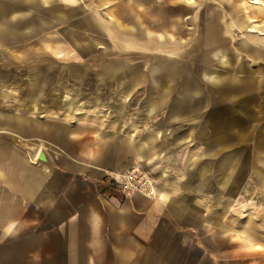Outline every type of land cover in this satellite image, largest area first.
Wrapping results in <instances>:
<instances>
[{
	"label": "crops",
	"instance_id": "0c3cea01",
	"mask_svg": "<svg viewBox=\"0 0 264 264\" xmlns=\"http://www.w3.org/2000/svg\"><path fill=\"white\" fill-rule=\"evenodd\" d=\"M211 1L0 0V264H264V134L229 117L251 79ZM215 1L262 59L264 0ZM135 162L154 196L107 185Z\"/></svg>",
	"mask_w": 264,
	"mask_h": 264
},
{
	"label": "rangeland",
	"instance_id": "374dc122",
	"mask_svg": "<svg viewBox=\"0 0 264 264\" xmlns=\"http://www.w3.org/2000/svg\"><path fill=\"white\" fill-rule=\"evenodd\" d=\"M232 2V0H231ZM235 2V0H234ZM211 5V9L209 11L206 12V18L205 21H211L212 19L214 20V16H217V18L219 19L220 23L223 24V30L225 31H229L227 33L228 35V45H226L227 48V53L230 56L229 57V65L230 66H235V67H239L240 65H248L247 66V77L250 78L251 80H247L245 83L243 82V80L241 79V75L240 73L239 76V80L241 82L240 86V91L242 92V96L239 97V102L237 107L235 106V109L240 110H245L244 114L242 116L241 113H238L239 111L237 110V112H235L234 114L229 115V117L233 120H235L234 124H236L239 128H251L254 125H260V132L261 134H264V119H261L260 121H255L253 119H245L248 116V114L251 117V112H250V107L247 108V105H245L246 107H244L243 102L244 100L248 101L253 105H257L259 103L264 102V57L259 58V57H245L244 59L242 58H238L237 56L240 53V42L241 39L243 38L244 32L246 31V29L244 27H240L239 25H237L236 23L233 22V20L231 19V16L229 14V12L231 11V8H227V6L232 5L229 2H226L225 7H221L217 4V2L215 0H212L210 2ZM237 5H239V7H244L245 11H247L248 9L252 8L251 6L246 4V0H240V2H237ZM249 6V7H248ZM247 7V8H246ZM260 12V16H262V13H264V10H259ZM195 17H192V15H189V19L193 22H195L193 25H190L189 27H186L187 30L190 31H201L203 28V24H201V22L203 21L202 19V14H200V10H197L196 12H194ZM196 18V20H195ZM250 20H252L250 18ZM205 22V23H207ZM255 22V21H253ZM191 45V43H187V41L183 40L182 42H180V49L182 51L183 48L189 47ZM189 57L188 56H183L180 58V61L182 64H187L189 62ZM248 61V64H247ZM214 65H219L217 63V61L214 59ZM239 71V70H237ZM261 76L262 79H259L261 77L258 78V76ZM232 76V75H230ZM243 78V77H242ZM238 79V78H237ZM233 82H236V80H234ZM242 90V91H241ZM260 90V91H259ZM215 91L213 90V98H215L217 96V93H214ZM220 97H222V95H218ZM219 97V98H220ZM230 98V97H229ZM242 98V99H241ZM242 100V101H241ZM241 101V102H240ZM230 101H227V103H229ZM231 103V102H230ZM234 107V106H233ZM249 111V112H248ZM248 112V114H247ZM252 118V117H251ZM230 124H233L229 121V126H231ZM233 124V125H234ZM232 128V126L230 127ZM261 139H264V137H262ZM251 137H247L245 138V146L250 142ZM244 146V147H245ZM246 148V147H245ZM254 153L252 155V153L248 154V156L250 157V159H252V157L254 158L255 156H257L258 161L264 160V152L262 151H257L254 149ZM258 152V153H257ZM145 171H147L144 167H142ZM148 172V171H147ZM149 173V172H148ZM150 174V173H149ZM151 175V174H150ZM152 176V175H151ZM262 191H264V189H262ZM246 196H251V195H246ZM252 199L244 198L242 199V204H244V209H252L254 211H258L260 209H264V192L256 195H252L251 196ZM261 221H264L261 219ZM264 223V222H262Z\"/></svg>",
	"mask_w": 264,
	"mask_h": 264
},
{
	"label": "built area",
	"instance_id": "2783aa9c",
	"mask_svg": "<svg viewBox=\"0 0 264 264\" xmlns=\"http://www.w3.org/2000/svg\"><path fill=\"white\" fill-rule=\"evenodd\" d=\"M106 183L126 195L140 192L147 196H154L157 189L156 181L139 162L133 163L126 171L107 174Z\"/></svg>",
	"mask_w": 264,
	"mask_h": 264
},
{
	"label": "water",
	"instance_id": "95a60500",
	"mask_svg": "<svg viewBox=\"0 0 264 264\" xmlns=\"http://www.w3.org/2000/svg\"><path fill=\"white\" fill-rule=\"evenodd\" d=\"M39 159H41V160L45 161V155H43V154H40V155H39Z\"/></svg>",
	"mask_w": 264,
	"mask_h": 264
},
{
	"label": "bare ground",
	"instance_id": "6f19581e",
	"mask_svg": "<svg viewBox=\"0 0 264 264\" xmlns=\"http://www.w3.org/2000/svg\"><path fill=\"white\" fill-rule=\"evenodd\" d=\"M252 3H254V2H257V0H253V1H251ZM255 4V3H254ZM248 21V20H247ZM262 27V26H261Z\"/></svg>",
	"mask_w": 264,
	"mask_h": 264
}]
</instances>
